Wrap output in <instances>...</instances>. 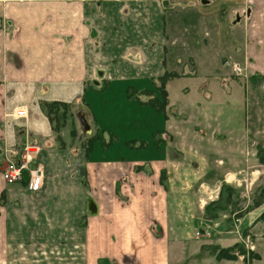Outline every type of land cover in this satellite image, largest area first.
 <instances>
[{"label": "crops", "instance_id": "crops-1", "mask_svg": "<svg viewBox=\"0 0 264 264\" xmlns=\"http://www.w3.org/2000/svg\"><path fill=\"white\" fill-rule=\"evenodd\" d=\"M200 39L202 57L194 50V62L218 68L204 94L219 111L205 109L201 125L190 126L184 121L189 108L178 107L184 119L177 121L147 103L150 89L135 88L147 94L139 100L162 121L143 128L136 146L155 150L148 155L99 156L78 133L53 131L40 108V101L79 105L80 126L82 116L87 131L94 127L104 137L105 128L83 102L87 85L116 92L137 80L158 82L165 68L189 65L177 45ZM246 74L264 83V0H0V264H188L207 244L239 242L234 228L221 223L200 232L205 238L186 233L198 217L217 221L205 214L216 203L200 196V188L220 192L230 184L243 192L247 173L240 178L237 172L244 162L252 165L244 143H264V121L252 120L257 133L251 135L242 127L243 114L261 120L264 93L256 101L232 96L228 108L218 96L223 89L233 94L231 75ZM170 81L164 85L167 109L173 107ZM18 105L22 117L11 115ZM26 140L39 145L35 165L42 183L36 191L25 179L8 183L1 176L5 149ZM231 151L239 155L227 157ZM263 209L237 216L244 229L263 226L249 241L257 264H263ZM231 233L235 241L222 243Z\"/></svg>", "mask_w": 264, "mask_h": 264}, {"label": "rangeland", "instance_id": "rangeland-1", "mask_svg": "<svg viewBox=\"0 0 264 264\" xmlns=\"http://www.w3.org/2000/svg\"><path fill=\"white\" fill-rule=\"evenodd\" d=\"M230 32L231 31L227 29L226 34L229 35ZM203 46L204 44L202 39H200V41L196 40L195 45L194 43L191 42V40L187 45H183L182 43H179V45H177V49H180L179 52L183 55L182 59H187L189 65H187L186 68L180 66L177 67V69L165 68L164 70V72H166L164 74V79L166 81L171 80L169 82L168 88L171 92V98H172L171 101L173 107L176 109L175 111H172L173 107L171 106L167 109L170 99L169 97H167V94L165 95L162 92L165 91L164 89L159 90L160 81L158 82L154 81L152 83L148 80L145 81L137 80L135 82L127 83L125 89L116 92H112L110 90L106 92L104 88L96 87L95 85L90 84L87 85L86 94L83 97V102L84 105L89 109L90 115L95 117L97 124L105 128L106 132L103 135L104 137L97 138V136H99V132L95 130L94 127L93 128L91 127L89 131L85 130L87 131V133L82 131V127L84 126L82 127L80 126L76 117L77 111H79V107H78L79 105L76 107L74 106L73 108L67 105L64 108L65 115L63 116L65 119L58 131V135L60 131H67L69 134L71 133L72 135V136L70 135L71 137H73L76 133H78L82 138L81 144L83 146H86L87 143H90V146L98 147L94 151L95 153L97 152V155L99 156L101 155V156H109V157H121V156L127 157L137 154H141L140 156L144 154L146 155L150 154L151 153L150 150L153 151L155 150L154 149L148 150L145 147H138L136 145H138L140 139L143 138L142 135H144V130H143L144 127L146 126L150 127L152 125L159 126L161 125L162 121L161 120L159 121V116L156 113L157 110L152 108L153 106L152 107L148 106L149 108L147 109L146 105L139 100V98L146 97L147 94L142 93V91L140 90H135V88L138 87L140 88L145 87L144 89L147 90L150 89L149 91H146L147 93L150 94L149 96L150 98L147 96L149 99L148 101H152L154 97L157 98L158 101H163L164 103V106L162 107L163 111L164 112L168 111L169 113L174 114L175 119L177 121L182 120L181 118H183V115L178 112V107L181 108L185 106L186 108H189L188 112L190 113V116H188L187 119L184 120L185 123L189 124L190 126L201 125L202 119L200 118L199 114L202 113V111H204L205 109H208V111H213L215 113L219 111V109L213 108L211 106L212 101L210 100L209 102L208 99L206 98V94H204V90L207 89V84L209 82L208 79L216 75V73H212V72L214 69L218 70V68H214V67L198 68L196 67L194 62L196 56L193 53V51L196 50L195 52L198 54V56L202 57L201 51ZM167 50L168 49H166L165 47V52ZM226 69L229 70L230 67L227 66ZM173 76H177V77L174 78ZM227 82H228L229 91L230 93L233 94L230 95L229 93H226L227 91L224 89L221 95L220 93H218V96H221L222 102L224 103V106L227 108L231 103L232 96L233 97L236 96L239 99L242 96H244V98H246L247 101L248 96L252 95L254 97L253 100L256 101V96H259V94L264 93V83L263 84L257 83L256 79H254L253 81L252 79L249 78V74H246L245 76L231 75V79L227 80ZM221 87L225 88L224 86ZM211 90H213L214 91L213 93L215 94L213 83ZM155 93H157V96ZM161 93L163 98H161ZM156 104L160 105L159 102H157ZM256 110L257 108H255L254 111ZM58 114L60 115L59 112ZM242 117H243L242 127L243 129H246V131L248 130L247 132L249 135H251L252 133H257L252 128L253 127V124L251 123L252 120L254 122L259 121L261 122V125H263L262 122L264 121V115L261 117V120H258L257 117L255 116L254 117L250 115L246 116V114H243ZM176 123L179 124L180 122H176ZM74 126L75 128L78 127V131L75 130ZM147 133H149V131ZM110 140H112L111 144L109 146L105 145L106 143H109ZM251 142L252 140H249V143H244V148L246 150H249L247 152V155L248 157L251 156L252 161L250 162H252V165L247 166V163L244 162L245 165V168L243 169L244 171H242L241 173L237 172V177L240 178L243 175H245L244 173H247L246 180H241L243 192L240 191L239 189L237 191V189H235L234 186L229 184L228 185L229 187H226V189L224 190L222 189V192L220 189L218 197L214 199L213 202H210L212 204L216 203L213 204V206H211L210 213L205 212V214L207 215H212V217L211 216L208 217L210 219H214L216 217L215 218L217 219L216 222L220 226L222 224L224 226L223 228L225 227L233 228L232 223L228 221L231 219L230 215L232 213L235 212L236 214H234V216L236 217L242 216L245 210L251 208V206L254 205L256 200L264 199V195L261 194V191L264 188V163L260 162L261 159H264V153L261 152L264 151V143H251ZM231 143H235V142H231ZM223 145L228 146L229 143H222V146ZM243 154L244 156H246L244 152ZM235 155H239V152L231 151L228 153L227 157L230 156L233 157ZM251 170H255L253 171L254 174H251ZM252 175L255 176L254 180L252 179ZM228 177L229 180L232 179L230 175H228ZM233 181L234 182L231 181L230 183L235 184L236 183L235 178L233 179ZM199 194L200 196L205 197L204 192H201V188ZM204 199L207 200L206 197ZM219 210H223V211L220 212L221 214L219 213L220 215H217L216 211ZM222 212L226 214L223 216V218H222L223 215ZM200 218L198 217L197 219H195L196 224H194L193 226L191 224L192 227H190V229L187 230L188 232L186 233L187 234L186 236L193 237L194 235V238L195 237L200 239L205 238L195 234V230H197L196 228H200V226H198V222L200 221ZM243 229L244 228L241 227L242 237L248 239V241L251 242V240H253V238L256 236L255 234H258L257 231L262 232L263 226H260L259 224L255 228L246 227L244 229V233L249 235H245V236L243 235ZM226 235H229L232 238L228 241H226V239L222 240L221 241L222 243L223 242L231 243L232 241H235L233 240L235 238L234 234L231 233ZM194 238L192 239L197 240ZM211 238L212 239L214 238V232L211 234ZM232 243L234 244L230 245L229 247H231V254L233 255V258L219 259L215 256V253L213 252L211 247L204 246L203 248H201V253H199L195 258H191L188 264H257L256 261L257 254L255 250H253V247L251 249L245 246V244L249 246L248 242L246 243L241 241L240 243L242 244H240V246L237 245L236 242H232ZM221 245L223 244H220L219 246L222 247ZM262 262L264 264V252L262 253Z\"/></svg>", "mask_w": 264, "mask_h": 264}, {"label": "built area", "instance_id": "built-area-1", "mask_svg": "<svg viewBox=\"0 0 264 264\" xmlns=\"http://www.w3.org/2000/svg\"><path fill=\"white\" fill-rule=\"evenodd\" d=\"M234 71L239 73L240 68L235 65ZM11 115H15L16 117H22L25 115V109L18 105L14 111V113ZM39 151V145L32 143L30 141H27L24 143V145L20 148H16L14 146L7 147L5 149V164L3 169L1 170V176L2 178L8 182V183H14V182H20L23 179L26 180V187L27 189L31 191H36L41 187L42 183V175L39 170V167H36L35 160L37 157ZM218 189L210 190L208 192H205V197L207 200L213 201L218 197ZM204 197V198H205ZM233 218V228H234V234L241 238L242 241L245 240V242L249 243L248 239H244L241 235V227L239 218L232 215ZM208 219L201 218L199 221L200 228H198L195 232L196 235H200V232H204L203 235H206L209 233L212 227H215L218 225L216 222H207ZM206 226V227H205ZM232 228V229H233ZM207 229V230H206ZM240 240V241H241ZM245 244V243H244ZM247 248L252 249V244L245 245Z\"/></svg>", "mask_w": 264, "mask_h": 264}, {"label": "trees", "instance_id": "trees-1", "mask_svg": "<svg viewBox=\"0 0 264 264\" xmlns=\"http://www.w3.org/2000/svg\"><path fill=\"white\" fill-rule=\"evenodd\" d=\"M165 82L166 80L164 79V75L160 78V85H159V90H162L164 89V85H165ZM156 88V87H155ZM158 89V88H157ZM146 92V91H145ZM164 94L165 92L162 91ZM147 93V92H146ZM149 94V93H148ZM161 98H163L162 96V93H161ZM159 102L160 105H157L156 103ZM149 105L157 108L158 110H161L162 107L164 106V103L163 101H158L157 98H153L152 101H148L147 102ZM68 105V103L66 102H63V101H40V108L42 110V112L48 117L50 123H51V126H52V129L53 131L57 132L59 131L60 127L62 126L63 122H64V116L65 115V107ZM157 105V106H156ZM62 109V111H61ZM58 112L60 113V115L58 114ZM58 136V135H57ZM59 137V136H58ZM96 137V136H95ZM93 137V138H95ZM98 138V136H97ZM101 138V136H100ZM90 143H88L89 145ZM89 148V146H88ZM264 153V151H261ZM261 163L263 162L264 163V159H261L260 161ZM226 187H229V186H224L222 187V189H226ZM222 192V191H221ZM261 194L264 195V188L262 189L261 191ZM259 206H264V199L263 200H256L254 205L251 206V208L247 209V210H250V209H253V208H256V207H259ZM264 217V209L263 211L261 212L260 216L258 217L259 218H263ZM241 241H239V243L237 242V245L240 246V243ZM211 247L213 252L215 253V256L217 258H233V255L231 254V247H220L219 245H215V244H207L205 245V247ZM258 258V255L257 257Z\"/></svg>", "mask_w": 264, "mask_h": 264}, {"label": "water", "instance_id": "water-1", "mask_svg": "<svg viewBox=\"0 0 264 264\" xmlns=\"http://www.w3.org/2000/svg\"><path fill=\"white\" fill-rule=\"evenodd\" d=\"M80 120H81L82 125L84 126V129L86 130L88 128V126H87V124H86V122L82 116H80Z\"/></svg>", "mask_w": 264, "mask_h": 264}]
</instances>
